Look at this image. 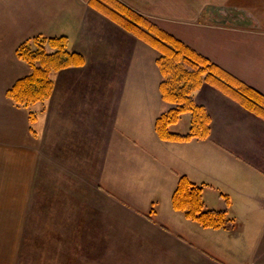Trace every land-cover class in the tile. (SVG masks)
Wrapping results in <instances>:
<instances>
[{
	"label": "crops",
	"instance_id": "crops-1",
	"mask_svg": "<svg viewBox=\"0 0 264 264\" xmlns=\"http://www.w3.org/2000/svg\"><path fill=\"white\" fill-rule=\"evenodd\" d=\"M121 1L264 94V62L240 41L254 31L264 52V0ZM39 33L66 34L86 62L53 72L32 120L6 90ZM157 57L86 0H0V264H264V118L206 84L210 137L160 138L172 106ZM181 175L229 226L174 209Z\"/></svg>",
	"mask_w": 264,
	"mask_h": 264
},
{
	"label": "trees",
	"instance_id": "trees-1",
	"mask_svg": "<svg viewBox=\"0 0 264 264\" xmlns=\"http://www.w3.org/2000/svg\"><path fill=\"white\" fill-rule=\"evenodd\" d=\"M86 1L159 52L155 63L162 75L159 83L160 93L164 100L174 104L169 111L156 119V132L160 138L185 142L207 139L210 136V115L193 97L195 91L206 83L219 88L241 106L264 118V94L258 88L228 72L183 39L160 27L151 17L121 0ZM16 54L31 70L29 74L18 78L6 92L14 104L27 108L44 102L52 95L53 72L81 66L86 62L83 54L70 49L66 34L39 33L21 42ZM184 112L190 114L189 130L185 133L172 131L171 126L179 122ZM29 115L32 120L37 117L34 110H31ZM178 180L172 196L175 210L182 211L187 218L204 227L229 226L231 219L225 210L210 209L204 202L206 184H197L187 175H181Z\"/></svg>",
	"mask_w": 264,
	"mask_h": 264
},
{
	"label": "rangeland",
	"instance_id": "rangeland-1",
	"mask_svg": "<svg viewBox=\"0 0 264 264\" xmlns=\"http://www.w3.org/2000/svg\"><path fill=\"white\" fill-rule=\"evenodd\" d=\"M140 12V11H139ZM142 14H145V13H142ZM147 15V14H145ZM153 19V18H152ZM153 21H155L153 19ZM156 22V21H155ZM158 24V22H156ZM160 27H162L160 25ZM170 31V30H169ZM171 32V31H170ZM47 35H50V34H47ZM56 35V34H55ZM245 37L244 40H240L241 43L243 45H245V48H249L250 51L253 53V54H257V56L255 57V59H257V61L259 62V60L262 61V63L264 62V52L263 50H261L258 46H257V42L261 41L262 40V36H259V35H256V33H254V31H252L251 33H248V34H245ZM178 38V37H177ZM240 41L238 42V44L240 43ZM187 43V42H186ZM188 44V43H187ZM192 47V46H191ZM193 48V47H192ZM196 49V48H195ZM197 50V49H196ZM199 51V50H198ZM157 52V51H156ZM200 52V51H199ZM159 53V52H157ZM201 53V52H200ZM203 54V53H202ZM261 54V55H259ZM204 56H207L206 54H203ZM208 57V56H207ZM156 61V60H155ZM216 63V62H215ZM262 66L264 67V64H262ZM208 84V83H206ZM204 84V85H206ZM203 85V86H204ZM202 86V87H203ZM200 87V88H202ZM199 88V89H200ZM194 99L197 101V97H195V95H193ZM166 101V100H165ZM167 102V101H166ZM168 103V102H167ZM170 104V103H168ZM200 104V103H199ZM171 105V104H170ZM38 106L39 104L37 105H32V108L33 110L35 109H38ZM171 106H174V104H172ZM207 110V109H206ZM208 111V110H207ZM209 113V112H208ZM211 120V119H210ZM190 114L188 112H184L181 114L180 116V119H179V122L178 125H176V127L174 126H171V130L173 131H178V132H181V133H185L189 130V127H190ZM175 123V124H177ZM211 123H212V120H211ZM211 127V125H210ZM210 132H211V128H210ZM211 135V134H210ZM210 137V136H209ZM208 139V138H207Z\"/></svg>",
	"mask_w": 264,
	"mask_h": 264
}]
</instances>
